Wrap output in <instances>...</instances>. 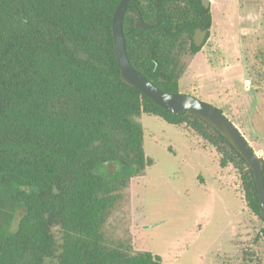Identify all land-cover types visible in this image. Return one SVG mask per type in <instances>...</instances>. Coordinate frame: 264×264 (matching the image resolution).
<instances>
[{
  "label": "trees",
  "instance_id": "16d2710c",
  "mask_svg": "<svg viewBox=\"0 0 264 264\" xmlns=\"http://www.w3.org/2000/svg\"><path fill=\"white\" fill-rule=\"evenodd\" d=\"M119 1L0 0V264H165L103 235L128 180L107 181L96 168L113 162L138 174L153 163L137 120L144 113L186 124L221 168L233 166L264 240L252 172L231 143L192 112L171 113L121 79L112 36ZM138 15L148 28L134 27ZM210 25L201 0H129L127 57L177 93L180 57L200 48L193 30ZM262 173L264 180V161Z\"/></svg>",
  "mask_w": 264,
  "mask_h": 264
},
{
  "label": "rangeland",
  "instance_id": "374dc122",
  "mask_svg": "<svg viewBox=\"0 0 264 264\" xmlns=\"http://www.w3.org/2000/svg\"><path fill=\"white\" fill-rule=\"evenodd\" d=\"M209 9L207 39L180 57L178 90L220 108L264 161V0H210ZM137 120L153 163L138 174L113 162L96 168L107 181L128 180L103 224L106 243L165 264H264L261 221L233 166L221 168L186 124Z\"/></svg>",
  "mask_w": 264,
  "mask_h": 264
},
{
  "label": "water",
  "instance_id": "95a60500",
  "mask_svg": "<svg viewBox=\"0 0 264 264\" xmlns=\"http://www.w3.org/2000/svg\"><path fill=\"white\" fill-rule=\"evenodd\" d=\"M129 0H120L112 15V36L116 63L120 71L121 79L128 85L138 89L152 101L171 113L190 111L197 115L218 132H220L246 161L252 172L257 197L264 211V180L263 160L257 155L239 129L228 119V117L214 105L200 100L186 93H168L162 91L149 79L137 71L127 57L125 38L123 32V16ZM205 8L210 7V0H201ZM136 28H148L150 25L143 21L140 15L133 22ZM207 34V29L196 28L193 40L197 47H201Z\"/></svg>",
  "mask_w": 264,
  "mask_h": 264
},
{
  "label": "flooded vegetation",
  "instance_id": "af4514ba",
  "mask_svg": "<svg viewBox=\"0 0 264 264\" xmlns=\"http://www.w3.org/2000/svg\"><path fill=\"white\" fill-rule=\"evenodd\" d=\"M196 28H200L201 30H203V29H207V34H206V37H205V39H204V41L207 39V37H208V34H209V28H202V27H195L194 28V30L196 29ZM194 30H193V33H194ZM193 33H192V41L194 42V40H193ZM204 43V42H203ZM195 44V43H194Z\"/></svg>",
  "mask_w": 264,
  "mask_h": 264
}]
</instances>
